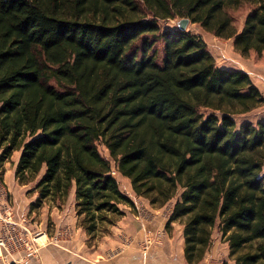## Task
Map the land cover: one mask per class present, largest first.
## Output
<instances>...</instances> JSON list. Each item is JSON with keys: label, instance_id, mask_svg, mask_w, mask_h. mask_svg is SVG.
Masks as SVG:
<instances>
[{"label": "trees", "instance_id": "obj_1", "mask_svg": "<svg viewBox=\"0 0 264 264\" xmlns=\"http://www.w3.org/2000/svg\"><path fill=\"white\" fill-rule=\"evenodd\" d=\"M249 9L237 31L228 11ZM188 18L264 54V0H0V178L60 208L74 190L92 245L135 210L116 172L165 225L183 227L187 264L218 231L233 264H264V105L249 75L219 67ZM100 148L106 151L101 154Z\"/></svg>", "mask_w": 264, "mask_h": 264}, {"label": "crops", "instance_id": "obj_2", "mask_svg": "<svg viewBox=\"0 0 264 264\" xmlns=\"http://www.w3.org/2000/svg\"><path fill=\"white\" fill-rule=\"evenodd\" d=\"M201 36L204 38L203 34ZM208 49L219 67L247 73L238 63L235 67L236 64L231 63L229 57L222 58L225 54L222 55L218 49L213 50L210 47ZM251 68L254 71L250 74L256 78L251 80L264 98V66ZM258 115L259 117L252 122L264 120V105L258 110ZM14 155H17L18 159L19 154ZM16 162L9 171L6 168L8 164L4 165L5 172L1 180L7 194L10 195L9 199L12 200L13 220L16 225L14 230L16 229L21 240L10 251L3 253L1 259L5 264H187L184 256L183 227L172 223L169 229H165L172 206L168 204L161 209H154L145 199L138 216L134 213L127 215L124 212V216L110 228V232L92 245L87 244L85 233L76 225L74 226L76 231L81 232V241L71 237L68 241H64L65 244L61 242L59 245L53 243L52 238H49L45 231L36 232V238H33L32 233L37 230V226H33L35 223L31 222L37 212L30 211V203L35 200L36 195H29L31 197L28 198L26 187L20 186L15 180ZM68 201L69 213L73 215V221L76 223L74 190L71 191ZM172 229L176 233H172ZM3 230V224L0 223V235ZM148 234H157L153 237L154 243L150 245L146 244ZM29 243L36 248V252L32 255L27 250ZM199 264H233L228 256V246L221 240L218 231H214L211 246Z\"/></svg>", "mask_w": 264, "mask_h": 264}, {"label": "rangeland", "instance_id": "obj_3", "mask_svg": "<svg viewBox=\"0 0 264 264\" xmlns=\"http://www.w3.org/2000/svg\"><path fill=\"white\" fill-rule=\"evenodd\" d=\"M248 11H249V9L246 5H242L241 7H239L236 10H229L228 11L230 17L232 18L233 25L237 31H240V29L242 28L244 17L246 16ZM160 24H161V27L163 30L172 29L174 26L171 22L166 23V24H164V23H160ZM187 30L191 31L194 34L197 33L200 36L203 34V37H204L203 40L206 43L207 47L213 48V50L218 49L219 52L222 53V55L224 53L225 54L224 57L221 55L222 58L229 57L228 59H231L230 62L233 64H236V65H234L235 67L237 66V63H238L240 68H243L244 70L247 71V74L249 75V77L251 79H256L253 75H251L252 72L254 71V69L251 67L252 66L253 67H257V66L263 67L264 66V54L260 57L259 56L257 57L255 54H250L248 58H243L240 56L239 53H237L234 50L232 40H224V39L216 38L211 34H207V33L203 32L200 29V27L197 25H190L189 24L187 26ZM249 65H251V67ZM259 109L260 108L254 110L253 112H251L245 116H241L239 118H236L237 122L241 123L244 120L255 121L257 119V117H259V115H258ZM100 151H101V154L103 156H106L105 150L100 148ZM16 156L17 155H14L12 157L11 163H9V162L7 163L8 164L6 166L7 171H9V169L13 165V163L16 162V160H17ZM4 172H5V169L3 167L2 173H4ZM114 176L116 177V179L119 183V188H120L121 192L132 200L134 206L138 207V208L135 207V210L130 209L128 207H122V210L124 212H126L127 215H131L134 213L136 216H138L139 211L141 212V209L144 206L143 205V199L136 197L134 195V193L131 189V186L128 183L127 179L121 178L118 174H115ZM9 196L10 195L7 194V202H8V205L10 207V210H11L12 216H13V205H12V200L9 199L10 198ZM27 197L29 198L31 196L27 195ZM69 210H70V206H69V201L67 200L63 205H61L60 208H56V207L50 208L48 206H44L43 209H41L39 211H35V212H37V214L35 215V217H33V220L31 223H35V224H33V226L36 225L37 230L34 233H32V235H34L36 232H39V231H45V234L49 238H52L51 241L53 243H57L59 245L61 244V242H62V244L63 243L65 244L64 241H66V240L68 241L71 237L74 238L76 241L77 240L81 241V232L76 231V229L74 227L76 225V223H74L73 215L69 213L70 212ZM11 227L12 228L16 227L13 218H12ZM171 232L176 233V231L173 229L171 230ZM0 237L2 239H6V240L8 238H10V239L13 238V242H16V243H17V241L20 240L19 234L16 233V229L7 235H5V233L3 232L0 235ZM40 243H42V242H40ZM1 258H0V264L5 262V261L2 262Z\"/></svg>", "mask_w": 264, "mask_h": 264}, {"label": "built area", "instance_id": "obj_4", "mask_svg": "<svg viewBox=\"0 0 264 264\" xmlns=\"http://www.w3.org/2000/svg\"><path fill=\"white\" fill-rule=\"evenodd\" d=\"M112 174L115 175L116 172L113 171ZM12 218H13L12 212H11L10 207L8 205V202H7V191L3 186L2 180L0 179V223L3 224V228H4L3 231H4L5 235L10 234L14 230V228L11 227ZM35 234L32 235L33 238H36ZM155 236H157V234H148L146 244L150 245L151 243H154L153 237H155ZM32 242L33 241L31 240V243ZM15 243L16 242H13V238H11V239L8 238L6 240V239H2L0 237V258L2 257L4 252L6 253V252L10 251V249L17 244V243L15 244ZM31 243L28 244L27 250L32 255L36 252V248H34ZM1 264H5V263H1Z\"/></svg>", "mask_w": 264, "mask_h": 264}, {"label": "water", "instance_id": "obj_5", "mask_svg": "<svg viewBox=\"0 0 264 264\" xmlns=\"http://www.w3.org/2000/svg\"><path fill=\"white\" fill-rule=\"evenodd\" d=\"M171 23L180 31H186L187 26L190 24V21L188 18L184 19H176L174 21H171Z\"/></svg>", "mask_w": 264, "mask_h": 264}]
</instances>
